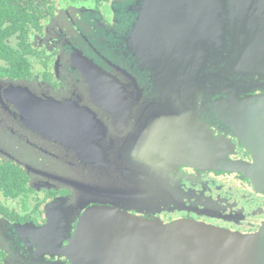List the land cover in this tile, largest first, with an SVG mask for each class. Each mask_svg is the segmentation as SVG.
<instances>
[{
  "label": "water",
  "instance_id": "water-1",
  "mask_svg": "<svg viewBox=\"0 0 264 264\" xmlns=\"http://www.w3.org/2000/svg\"><path fill=\"white\" fill-rule=\"evenodd\" d=\"M245 3L257 18L263 5ZM112 7L113 24L95 17L86 53L74 48L70 54V68L79 74L70 76L63 92L0 81V100L13 105L22 121L4 134L21 141L25 131L35 136L26 141L46 154L39 159L62 164V178L34 167L39 159L29 163L4 146L0 155L21 163L32 186L49 180L90 191L69 251L79 264H264V224L244 234L132 212L177 204L180 192L168 174L184 166L239 173L264 193V84L258 79L264 75V19L238 21L233 0H115ZM208 83L212 91L205 93ZM129 88L152 97L140 100ZM211 93L221 98L205 101ZM211 118L228 128L252 162L229 158ZM84 163L92 182L126 188L95 190L72 182V174L88 171Z\"/></svg>",
  "mask_w": 264,
  "mask_h": 264
},
{
  "label": "flooded vegetation",
  "instance_id": "flooded-vegetation-1",
  "mask_svg": "<svg viewBox=\"0 0 264 264\" xmlns=\"http://www.w3.org/2000/svg\"><path fill=\"white\" fill-rule=\"evenodd\" d=\"M251 1L253 5H263L256 14L257 18L253 17L255 7L245 10V0H233L234 5L238 6V21L264 19L260 18L264 17V0ZM112 2H102L96 6L90 1L33 0L40 26L29 23L25 30H16L14 25L8 23V29L0 27V79L24 84H48L54 91L63 92L70 76L77 78L79 74L70 68V54L74 48L85 52L84 46L90 42V24H94L95 17L113 24ZM228 8L231 9V6ZM258 79L264 84V75ZM121 80L128 82L126 78ZM136 81L143 89L142 79ZM143 84L150 83L145 81ZM212 84H207L205 93L210 92ZM129 90L134 91L135 95H131L140 100L145 96L152 97L137 94L136 88ZM208 95H204L205 101L221 98L218 94ZM138 112L139 108L134 111L136 115ZM209 114L207 112L202 118L206 120ZM100 116L110 115L100 111ZM208 121L214 136H223L226 153L231 160L253 161L228 128L216 118ZM21 123L19 111L6 99H1L0 131H17ZM110 145L107 148L114 159L115 145ZM119 161H124V158ZM9 162L0 158V163L16 168L14 162ZM18 169L21 173L20 184H14L10 190L0 187V264H79L69 254L71 239L76 233L80 215L90 205L81 206L82 203L73 197V191L62 188L59 182L52 184L48 180L40 184L42 188H39L40 185L32 186V175L26 172L24 166ZM168 176L177 183L179 202L160 211L132 212L160 217L165 223L192 219L244 234L256 233L263 226L264 193L257 191L241 174L184 166L178 171H171ZM57 224L62 229L66 225L67 230L62 232L61 228L56 229Z\"/></svg>",
  "mask_w": 264,
  "mask_h": 264
},
{
  "label": "rangeland",
  "instance_id": "rangeland-1",
  "mask_svg": "<svg viewBox=\"0 0 264 264\" xmlns=\"http://www.w3.org/2000/svg\"><path fill=\"white\" fill-rule=\"evenodd\" d=\"M59 17H60V14H59ZM59 17H58V19H59ZM27 132L28 131L24 132V135H23L24 140L21 141L18 137H16V140H15L12 135H7V134H4V132L0 131V146L1 147L4 146V147L8 148L9 150L15 152L16 154H21V155H23V159H26L27 161L35 163V162H38L39 157L44 156L46 154H44L41 151H36L32 147V145L29 144L30 142L26 141V138L28 140V139H33L32 137H35L32 134H27ZM40 143H41V141H40ZM43 143H47V142H43ZM71 160L74 162L77 161L76 164H78V165H76V166L83 165L82 162L80 164V161L78 159L71 158ZM84 166H85L84 168H86V170H88L90 168V166H88L85 163H84ZM34 167H40L41 170L45 171L46 173L48 171H51L56 175L57 178H62L63 166H62V164H60L57 161L56 158H53V157L40 158L39 162L36 163L34 165ZM78 170H81V168H78ZM91 171L97 172L96 170H91ZM94 172H91V173H94ZM91 175H93L95 177L98 176V174L97 175L91 174ZM91 177L92 176H90V170H88L85 173H81V171H80V172H76L75 174L71 175V178H72L71 181L72 182H78L80 184H83L86 187H91L95 190H101V189H104L105 187L118 188L120 190H124L126 188V187L125 188L122 187V185H124V184H114V183H111L108 181L101 182V181H99V179L92 182ZM111 178L114 179L115 177L112 176ZM117 178H119V177H117ZM119 180H121V182H125V179L122 177L119 178ZM41 186L42 185H40L39 188H42ZM62 188L73 191V194H74L73 197L75 199H77L78 201H80L82 204L84 202H87V204L90 205V191H85L81 188H74L71 184H68V183L63 184ZM122 188H124V189H122ZM98 197H100V196H98ZM85 205L86 204H83V206H85Z\"/></svg>",
  "mask_w": 264,
  "mask_h": 264
},
{
  "label": "trees",
  "instance_id": "trees-1",
  "mask_svg": "<svg viewBox=\"0 0 264 264\" xmlns=\"http://www.w3.org/2000/svg\"><path fill=\"white\" fill-rule=\"evenodd\" d=\"M79 1H90V3H94L96 6H98L102 2H109L111 0ZM114 1L115 0H113V2ZM37 12L38 11L34 8L33 0H0V27L4 30L8 29V27L6 26V24L8 23L14 25V29L16 30H25L28 27L29 23L35 24V26H40L39 16L37 15ZM0 81H3L4 83H18L16 81H10L8 79H0ZM0 158H2L4 161H10L16 164V168H13L10 165L0 163V187L10 190L12 189V186L14 184H20L21 173L18 167L20 166L23 168V165L21 163H18L16 160H12L4 155H0Z\"/></svg>",
  "mask_w": 264,
  "mask_h": 264
}]
</instances>
